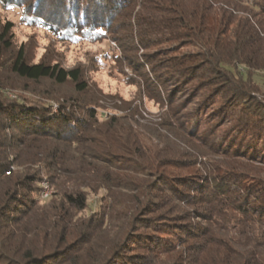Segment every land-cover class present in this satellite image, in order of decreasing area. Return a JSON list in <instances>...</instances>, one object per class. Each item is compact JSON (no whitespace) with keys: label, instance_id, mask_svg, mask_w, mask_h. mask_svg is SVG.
Listing matches in <instances>:
<instances>
[{"label":"trees","instance_id":"16d2710c","mask_svg":"<svg viewBox=\"0 0 264 264\" xmlns=\"http://www.w3.org/2000/svg\"><path fill=\"white\" fill-rule=\"evenodd\" d=\"M0 6L68 45L114 42L111 72L164 108L140 122L82 66L27 60L0 24V264H264V0ZM110 97L120 113L103 118Z\"/></svg>","mask_w":264,"mask_h":264},{"label":"rangeland","instance_id":"374dc122","mask_svg":"<svg viewBox=\"0 0 264 264\" xmlns=\"http://www.w3.org/2000/svg\"><path fill=\"white\" fill-rule=\"evenodd\" d=\"M11 21L13 23L12 35L13 43L15 46L22 44L25 48L26 59L29 61L37 62L44 60L50 63L58 62L63 67L70 68L74 66H82L85 71V76L89 82L95 83L97 87L105 94L112 95L118 98H122L128 104H122L124 108H129L133 105H137L138 113L136 117L142 123L157 122L159 120V114L164 109H160L158 104L153 100L142 96H137V87L135 85L127 84L122 80L120 75L117 76L112 67H115L114 61L109 59V54L117 51V46L114 42H110V46H107V42L96 43H82V44H65L56 40L53 35L43 28L30 27L19 20V9H4L0 6V24L5 21ZM231 42L234 41L235 35L233 32L227 35ZM104 48V49H103ZM101 49L100 62L96 63L94 57L97 56L98 51ZM103 51H105L103 53ZM116 68V67H115ZM126 73L131 74L128 67L124 69ZM255 81L260 84L261 91H258V95L264 91V77L263 74L258 73L255 76ZM40 88H51L57 91L62 96L74 95L73 87L70 84L62 86L54 85L51 82L43 81ZM7 96L15 97L18 94H29L24 91L5 90ZM103 105L109 106L108 108H101L99 110L100 115L103 118L116 113L119 114L120 110L117 108L120 105L118 99L104 98L101 99ZM117 100V101H116ZM53 108L56 106V102L50 100ZM132 103V104H131ZM56 108V107H55ZM13 167H10V170ZM6 173H9L6 171ZM42 180H46L43 178ZM41 180V181H42ZM46 183V182H45ZM40 183V187L44 194H41L40 199H47L53 192V189L48 183ZM41 192V191H40ZM103 195V190L97 193L87 194V208L84 213L90 211H96L100 207V198ZM47 196V197H46Z\"/></svg>","mask_w":264,"mask_h":264},{"label":"bare ground","instance_id":"6f19581e","mask_svg":"<svg viewBox=\"0 0 264 264\" xmlns=\"http://www.w3.org/2000/svg\"><path fill=\"white\" fill-rule=\"evenodd\" d=\"M45 183V182H44ZM46 184V183H45ZM42 194H44V192H42ZM47 197V196H46Z\"/></svg>","mask_w":264,"mask_h":264}]
</instances>
